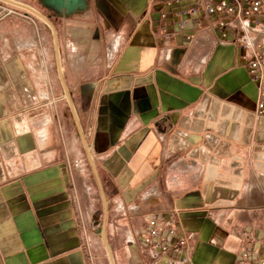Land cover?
<instances>
[{"label":"crops","instance_id":"obj_1","mask_svg":"<svg viewBox=\"0 0 264 264\" xmlns=\"http://www.w3.org/2000/svg\"><path fill=\"white\" fill-rule=\"evenodd\" d=\"M0 2L29 14L0 21V264H112L106 207L114 264L152 263L153 219L191 264L264 260V111L239 25L224 37L201 12L182 30L166 0Z\"/></svg>","mask_w":264,"mask_h":264},{"label":"built area","instance_id":"obj_2","mask_svg":"<svg viewBox=\"0 0 264 264\" xmlns=\"http://www.w3.org/2000/svg\"><path fill=\"white\" fill-rule=\"evenodd\" d=\"M191 1V8H179L176 5ZM169 7L174 8L173 17L182 30L189 26L190 17L201 12L208 16H217L218 25L224 31V37L229 27L239 25L242 29L241 45L249 59V71L261 90L258 103L259 113L264 111V27L257 18L262 14L263 0H166ZM19 3L7 4L0 2V21L12 17H28L26 11H22ZM167 15H162L166 18ZM164 30L167 36L168 27ZM189 38L191 36H188ZM177 227L173 221H168L165 226L158 224L153 219L148 223V228L143 235L142 244L147 247L152 259L151 264H191V258L185 247L186 238L176 237ZM253 242V240L251 241ZM241 264H264V260H254L252 252L244 250L241 254Z\"/></svg>","mask_w":264,"mask_h":264},{"label":"water","instance_id":"obj_3","mask_svg":"<svg viewBox=\"0 0 264 264\" xmlns=\"http://www.w3.org/2000/svg\"><path fill=\"white\" fill-rule=\"evenodd\" d=\"M5 1H10V0H5ZM47 1H48V3H50V4H56V5H58L59 7H62V6L64 5V3H65L66 0H47ZM68 1H70V0H68ZM74 1L78 2L79 0H74ZM67 97H68V99H69V101H70V103H71V106H72V109H73V112H74V116H75L76 121H77V125H78V127H79V129H80V131H81L80 123H79L78 117H77V115H76V112H75L74 106H73V104H72V101L70 100V96H69L68 93H67ZM85 146H86V145H85ZM86 148H87V147H86ZM89 159H90V162H91L92 167H93V169H94L95 175H96V177L98 178V174H97V172H96V167H95V165H94V161H93V159H92V157H91L90 154H89ZM98 181H99V184H100V180H99V178H98ZM106 218H107V207H106V214H105V223H104V229H103V236H104V241H105V243H106V245H107V248H108V251H109V256H110V259H111V263L114 264L113 255H112V253H111V250H110V247H109V244H108V240H107V237H106Z\"/></svg>","mask_w":264,"mask_h":264}]
</instances>
